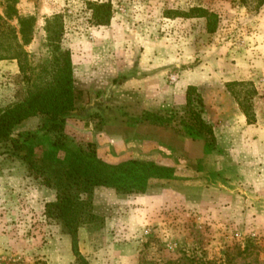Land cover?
I'll list each match as a JSON object with an SVG mask.
<instances>
[{
    "label": "rangeland",
    "instance_id": "374dc122",
    "mask_svg": "<svg viewBox=\"0 0 264 264\" xmlns=\"http://www.w3.org/2000/svg\"><path fill=\"white\" fill-rule=\"evenodd\" d=\"M94 2H111L110 24L94 22ZM8 4L16 10L8 24L17 29L16 15L37 19L26 46L34 61L52 56L46 23L61 16L62 46L76 51L78 65L95 69L78 71L85 89L66 119L65 146L53 145L43 118L31 131L16 128L21 147L0 144V264H48L65 235L73 249L71 235L45 214L56 190L43 184L44 176H63L71 160L107 182L92 195L100 218L78 233L89 264H264V202L252 200L264 198V161L251 153L252 132L236 97L251 104L253 124L264 129V5L0 0V15ZM197 7L218 15L215 32L204 17L184 16ZM110 58L123 77L110 71ZM19 72L0 70L1 105L15 99ZM191 85L203 97L215 142L188 126ZM88 143L97 158L80 152Z\"/></svg>",
    "mask_w": 264,
    "mask_h": 264
},
{
    "label": "trees",
    "instance_id": "16d2710c",
    "mask_svg": "<svg viewBox=\"0 0 264 264\" xmlns=\"http://www.w3.org/2000/svg\"><path fill=\"white\" fill-rule=\"evenodd\" d=\"M249 10H258L264 0H242ZM97 25H108L113 17L111 2L90 4ZM16 10L10 4L6 6L5 16L0 15V61L16 60L19 65L18 88L14 100L7 105L0 104V144L12 142L15 148L21 147L20 140H13L17 126L24 120L41 116L43 130L53 134L55 147L65 146L68 136L65 132L66 119L78 110L79 100L84 94L76 88L72 51L62 46L63 22L61 16L47 20L46 33L51 57L44 62L31 58L26 46L34 39L37 19L34 16H17L19 28L8 24ZM188 18L204 17L207 31L213 33L219 23L218 15L201 7L192 8L184 13ZM232 85H243L233 82ZM236 97L247 117L249 124L256 122V116L250 112L251 104ZM200 106L197 108L196 106ZM204 100L198 87L191 85L186 92V113L188 126L199 135H206L215 142L213 126L204 118ZM35 135V134H33ZM29 137L27 136V140ZM80 152L88 157L97 158L94 143L80 145ZM43 184L56 190V198L46 203L45 214L49 219L60 222L71 235L73 250L81 264H89L79 250L78 233L80 228L96 222L100 216L95 212L92 195L94 190L107 185L104 178L89 173L81 164L71 160L63 176H44Z\"/></svg>",
    "mask_w": 264,
    "mask_h": 264
},
{
    "label": "crops",
    "instance_id": "0c3cea01",
    "mask_svg": "<svg viewBox=\"0 0 264 264\" xmlns=\"http://www.w3.org/2000/svg\"><path fill=\"white\" fill-rule=\"evenodd\" d=\"M71 51H72V57H73V63H74V74H75L76 88L85 89L84 86L79 85V81L77 80L78 79V76H77L78 71L79 72L94 71L95 66L94 65H92V66L83 65V63L81 66L78 65V62H77L78 56L76 54V51L73 49ZM109 60H110V62H108V64L110 66H108V67H110L109 68V69H111L110 71L114 70V73H118L119 77H123L121 75H123L124 72L120 73V68L118 67V65L111 62V58ZM3 69L4 70L6 69V71H10V73H12V74L18 73L19 72L18 62L16 60H1L0 61V70H3ZM150 78L152 81V76H150ZM243 116L246 119L245 115H243ZM41 119H42L41 116L30 117V118L24 120L22 123H20L17 126V128H19L20 129L19 131H22V132L31 131V130H29L30 126H32V124L35 123L36 121H41ZM39 124H40V122H39ZM39 124H37V126H36L37 128H35L34 130L38 129ZM247 125L250 127V131L252 132L251 135H252L253 139H252L251 144L255 148L252 150L251 153H254L253 155L256 157L260 156V161L263 162L264 160H262L261 158H264V129L255 127L256 126L255 124H247ZM252 127H254V128H252ZM257 179H258V181H261L263 178H262V176H260ZM54 199L55 198H52V200H54ZM252 200H254V201L256 200V202H264V198H262V195L261 194L258 195L257 193L252 198ZM49 257H51V261H49L48 264H75L76 257L74 255V252L72 249V242H71L69 235L64 236L63 245H61L60 248L54 252L53 256H49Z\"/></svg>",
    "mask_w": 264,
    "mask_h": 264
}]
</instances>
